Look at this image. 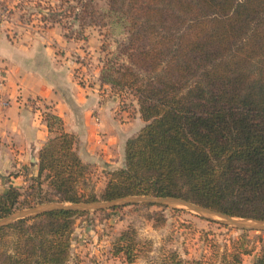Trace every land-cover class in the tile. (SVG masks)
<instances>
[{
  "label": "trees",
  "instance_id": "16d2710c",
  "mask_svg": "<svg viewBox=\"0 0 264 264\" xmlns=\"http://www.w3.org/2000/svg\"><path fill=\"white\" fill-rule=\"evenodd\" d=\"M75 1L67 11L81 30L122 25L125 38L100 59L99 81L131 95L144 125L126 141L124 166L106 173L97 196L81 190L90 171L76 136L45 105L50 136L38 152L37 175L24 191L0 194V218L44 202L145 195L264 220V0H105L104 8ZM80 214L57 209L1 226L0 264H67ZM139 246L127 231L111 252L131 263ZM253 251L233 240L217 262L242 264ZM215 261L163 248L158 256V264ZM254 264H264V249Z\"/></svg>",
  "mask_w": 264,
  "mask_h": 264
},
{
  "label": "crops",
  "instance_id": "0c3cea01",
  "mask_svg": "<svg viewBox=\"0 0 264 264\" xmlns=\"http://www.w3.org/2000/svg\"><path fill=\"white\" fill-rule=\"evenodd\" d=\"M12 14L0 18V194L10 187L24 191L37 175L38 152L50 136L42 118L45 105L76 136L84 164L99 170L122 166L125 143L144 122L131 95L114 94L100 83L92 56L100 36L95 27L83 29L86 37H75L56 22L24 25ZM84 56L92 61L86 68ZM249 257L254 264L256 256Z\"/></svg>",
  "mask_w": 264,
  "mask_h": 264
},
{
  "label": "rangeland",
  "instance_id": "374dc122",
  "mask_svg": "<svg viewBox=\"0 0 264 264\" xmlns=\"http://www.w3.org/2000/svg\"><path fill=\"white\" fill-rule=\"evenodd\" d=\"M96 1L100 7H106L105 0ZM13 5H15L14 11ZM75 5V0H0V8L7 18L13 13V19L19 20L24 25L32 20L43 25L56 22L61 28L66 29L67 35L79 37L82 34L86 37L83 30L73 26L75 21L67 11L70 6ZM5 7H11V10H6ZM49 8L54 11L52 13L55 14H51L54 16H46V19H42L39 12L47 15ZM108 24L107 27L94 28L100 36L96 42L98 52L92 56L99 66L100 59L104 58L107 50H114L116 43L125 38L123 27L119 22L109 21ZM81 47L84 48L83 45ZM84 53L90 55L91 49L85 48ZM86 166L90 174L84 183H80L81 190L99 196L106 184V173L123 167L124 162L115 169L99 170L92 165ZM140 204H127L117 209L112 207L102 211H81L83 214L74 217L70 257L67 264H158L161 248L175 251L185 259L206 260L211 257L216 260L213 264H218V254L223 251L224 246H230L233 240L238 239L243 240L248 248L254 249L250 255L244 257L243 263L249 264L251 259L249 256L257 257L260 250L264 249V231L242 230L225 225L216 220L206 219L180 205L146 207ZM127 231H130L140 243V252H136L135 260L131 263L113 256L111 252L117 238Z\"/></svg>",
  "mask_w": 264,
  "mask_h": 264
},
{
  "label": "water",
  "instance_id": "95a60500",
  "mask_svg": "<svg viewBox=\"0 0 264 264\" xmlns=\"http://www.w3.org/2000/svg\"><path fill=\"white\" fill-rule=\"evenodd\" d=\"M148 203L151 205H180L188 208L196 214L205 217L206 219L216 220L225 225L234 226L242 230L264 231V220L243 218L230 216L225 213L215 211L208 207L193 203L191 201L179 197H152L145 195H129L108 201H90L77 203H61V202H46L39 203L35 206L16 210L7 216L0 218V227L8 225L18 219L28 218L40 215L52 210L62 209L69 211H97L115 206H122L127 204Z\"/></svg>",
  "mask_w": 264,
  "mask_h": 264
},
{
  "label": "built area",
  "instance_id": "2783aa9c",
  "mask_svg": "<svg viewBox=\"0 0 264 264\" xmlns=\"http://www.w3.org/2000/svg\"><path fill=\"white\" fill-rule=\"evenodd\" d=\"M4 9H6V10H8V8L7 7H5ZM0 18H2V19H5V18H7V15L5 14V12L4 11H2V9L0 8ZM92 63V61L90 60V58L89 57H87V56H84L83 58H82V66L84 67V68H86V67H88L90 64ZM4 72L3 71H1L0 72V81H2V80H4ZM84 76L85 75H83L82 73H80L79 75H78V77L81 79H84Z\"/></svg>",
  "mask_w": 264,
  "mask_h": 264
}]
</instances>
